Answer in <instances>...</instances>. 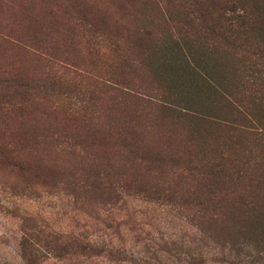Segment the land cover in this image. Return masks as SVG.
<instances>
[{"label":"rangeland","instance_id":"rangeland-1","mask_svg":"<svg viewBox=\"0 0 264 264\" xmlns=\"http://www.w3.org/2000/svg\"><path fill=\"white\" fill-rule=\"evenodd\" d=\"M189 262L264 264V0H0V264Z\"/></svg>","mask_w":264,"mask_h":264},{"label":"trees","instance_id":"trees-1","mask_svg":"<svg viewBox=\"0 0 264 264\" xmlns=\"http://www.w3.org/2000/svg\"><path fill=\"white\" fill-rule=\"evenodd\" d=\"M239 18L242 17L241 14H239ZM23 240L21 241V250H22V256L23 258L27 261V263H29L32 258L34 257V250H35V244L33 242V240H31V238H22ZM111 244V243H110ZM197 253H194L192 256L195 257ZM202 257H204V254H202ZM196 258V257H195ZM195 258H191L192 260H194ZM168 262L170 261L169 259H167ZM150 263H152V261H150ZM190 264V262H189Z\"/></svg>","mask_w":264,"mask_h":264}]
</instances>
